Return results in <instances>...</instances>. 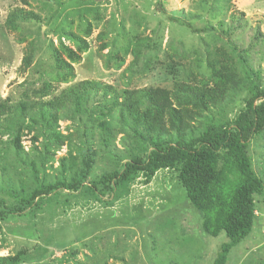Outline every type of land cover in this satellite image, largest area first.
Returning <instances> with one entry per match:
<instances>
[{"label":"rangeland","instance_id":"374dc122","mask_svg":"<svg viewBox=\"0 0 264 264\" xmlns=\"http://www.w3.org/2000/svg\"><path fill=\"white\" fill-rule=\"evenodd\" d=\"M19 10L37 19L7 28V18ZM55 52L72 64L73 77L57 68ZM26 53L31 64L22 69ZM212 66L224 75L220 81ZM85 80L116 91L151 90L155 98L164 92L160 115L149 104L140 112L161 118V139L175 142L180 128L198 143L207 126L231 125L264 90V0H0V103L8 108L0 117V203L16 205L14 195H31L41 181L70 183L84 175L89 186L150 151L140 135L149 139L144 120L118 119L114 95L104 101L90 95L74 114L67 102L57 118L40 107ZM44 83L50 85L46 97ZM185 88L203 94L204 104L180 97ZM169 107L179 111V128ZM246 153L264 183V131ZM178 174L161 169L147 181L138 173L95 194L58 190L50 202L0 218V258L20 253L16 264H213L228 239L203 232V216ZM254 202L252 231L226 264H264V192Z\"/></svg>","mask_w":264,"mask_h":264},{"label":"trees","instance_id":"16d2710c","mask_svg":"<svg viewBox=\"0 0 264 264\" xmlns=\"http://www.w3.org/2000/svg\"><path fill=\"white\" fill-rule=\"evenodd\" d=\"M24 19L36 20L37 18L32 13H22L19 10L7 18L6 27L13 29L17 20ZM79 42L85 46L83 40H79ZM67 54L71 60H75L74 62L79 60V57L72 51H68ZM55 63L57 68L64 70L67 76H74L72 64L62 60L57 52H55ZM30 64L31 57L26 53L21 61L22 69L29 68ZM212 72L219 81L224 76L216 66H212ZM246 74L250 75L248 70H246ZM49 87V83H44L41 93L43 97L48 96ZM190 90L189 88L180 90L179 96L187 99L194 97L204 104V95H197ZM153 93L147 89L116 91L110 85L85 80L68 87L61 93L57 101L52 100L40 104L49 117L56 116L55 118H57L58 113L64 110L67 102L72 105L70 111L72 110L74 114L75 108H78L83 99L90 95H99L103 101L110 94L114 95L112 97L115 100L114 108L118 119L124 120L127 115H138L139 120H144L145 132L148 133L149 139H146V135L142 132L140 135L144 142H148L150 151L144 157H132L129 162L124 164L121 171L106 174L97 181H92L89 186L84 185L86 182L84 175L70 183L61 180H57L53 184L41 181L31 195H14V200L17 198L16 205L7 206L2 201L0 203V218H4L6 215L15 216L32 206H38L46 201L50 202L57 197L58 190L86 188L87 192L95 194L100 187L110 188V184L113 187H121L138 173H141L149 181L161 169L176 168L179 173L178 179L189 202L203 216V232L213 238L224 233L228 239V242L221 246L220 254L213 263L226 264L230 250L241 243L252 231L255 216L254 196L263 195L264 192V183L252 170L250 159L246 153V148L253 137L264 131V90H258L250 97L245 108L235 117L231 125L207 126L197 140L198 143L188 141L181 133L179 128L182 123L181 116L178 115L179 111L172 107H169L167 114L172 119V125L179 128L177 138L175 142L161 139V118L152 119L145 110L140 112L141 106L149 104L160 115L159 113L165 106V94L162 92L158 98H155ZM119 97L121 101H119ZM7 110L6 103L1 102L0 117L5 115ZM41 112L43 111L41 110ZM99 126L103 132L108 131L106 123H99ZM14 140L13 143L16 144ZM56 141H58V137ZM48 145V142L45 143V148ZM35 179L37 180L36 176ZM8 187L6 191L9 189ZM19 198H21L20 201H18ZM20 257V253L2 257L0 264H16Z\"/></svg>","mask_w":264,"mask_h":264}]
</instances>
